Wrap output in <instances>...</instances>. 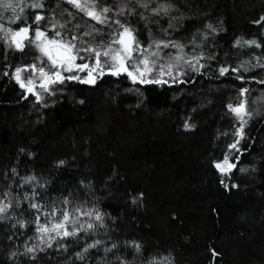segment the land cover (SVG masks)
Here are the masks:
<instances>
[{"label": "trees", "instance_id": "16d2710c", "mask_svg": "<svg viewBox=\"0 0 264 264\" xmlns=\"http://www.w3.org/2000/svg\"><path fill=\"white\" fill-rule=\"evenodd\" d=\"M31 3L20 5L22 13L17 7L16 24L9 22L14 13L0 8V23L27 26L39 12L49 36L53 24H64L57 30L69 39L100 30L83 37L93 45L115 31L65 0H42L36 10ZM161 3L168 12L153 15ZM99 4L117 11L126 4L133 11L123 20L143 45L178 42L185 58L202 55L204 67L197 72L186 64L183 75L164 84L133 83L126 74H104L95 84L65 80L38 102L13 79L14 69L31 65L38 53L0 41V200L12 201L0 219V264H264V0ZM252 40L260 47L244 43ZM244 62L246 70H231ZM220 67L229 71L220 75ZM241 102L250 113L242 138L236 135L241 122L228 108ZM225 156L235 168L222 175L215 165ZM28 177L35 179L25 183ZM32 203L44 206L40 213ZM52 207L95 209L103 227L81 216L97 226L48 247L37 239L35 218L60 220L43 214ZM96 240L101 243L83 253Z\"/></svg>", "mask_w": 264, "mask_h": 264}, {"label": "snow or ice", "instance_id": "6c2138e0", "mask_svg": "<svg viewBox=\"0 0 264 264\" xmlns=\"http://www.w3.org/2000/svg\"><path fill=\"white\" fill-rule=\"evenodd\" d=\"M25 0H17V3H12L10 0H0V8L5 10H11L14 15L10 19V23L16 24L21 20L19 15H16L17 7H20ZM66 3L70 4L78 12L83 13L90 20L95 21L96 24L107 26L110 22L118 25V29L110 33V39L107 41H100L99 43L93 45L92 43L83 39V37H94L100 30L93 28L92 31H85L82 35H72L71 38H66L61 31L57 28L63 29L64 24H53L50 31L54 34L52 36L48 35V32L40 27L42 21L45 17L39 12L36 13L32 24L27 26L17 27L13 29L11 27L6 28L3 23H0V41L6 46V48L14 49L16 51H23L24 48L30 44L34 46L40 54L39 63H33L29 66L17 67L13 72V79L24 89L26 93H30L36 96L37 101L41 99L40 92L36 91L37 84L36 80H40L38 87L43 92H50L51 85L57 83H63L65 80H76L84 84H95L98 76H103L107 70L108 74L118 76L120 74H126L133 83H155L164 84L168 81L164 80L163 77L168 75L176 80L180 75H183V71L179 70L180 62L187 64L193 71H199L204 65L200 64V60L203 56H196L191 58H185L184 56V45L172 41V40H158L153 39L151 43L147 46L143 45L136 35V30L126 23H122L119 19H112L109 17L111 12L113 16H123L126 11L131 14L133 10L128 9L126 4L119 6L118 11L114 10L112 7L107 5H100L99 0H66ZM42 0H32L29 5L32 9H42ZM140 6L147 8L148 0H140ZM169 10L166 4H159L157 8L152 9L153 15H160L161 12L167 13ZM20 12H24V8L20 7ZM69 15H72L69 13ZM264 20V18H262ZM35 25V28L32 25ZM77 29L80 25L75 26ZM171 27V24H169ZM209 30H213L211 24L207 26ZM166 31V30H165ZM205 39H207V34H205ZM195 43V41H193ZM244 43L255 45L260 47L255 40L245 41ZM241 41L237 40L236 45L239 46ZM173 48L176 49V55H169L168 60L165 63H160L163 53L161 49ZM84 53L86 55H81ZM86 56L92 61L91 63H77L78 60L84 61ZM248 62H244L239 67L232 68L234 72H239L241 69L246 70V65ZM45 65V66H41ZM264 66V65H261ZM176 68V75L173 76V69ZM47 69V70H46ZM156 71L155 76L152 75L153 71ZM229 71L228 67H220V75H224ZM24 72H30L31 75L28 77H23ZM80 73L86 72V77H81L80 75H69L65 76L63 73ZM7 76L8 71L3 73ZM241 78L242 77H238ZM181 83L183 81H180ZM264 83V81H260ZM248 89L241 90V96L247 93ZM229 110L232 111L241 122V127L237 130L236 135L238 137L243 136V124L247 121L246 116H250L246 109V104L241 102L238 106L233 107L228 106ZM190 125L185 124L186 129H190ZM239 143V139L232 145H229V149H235L236 145ZM238 151V149H237ZM63 163V162H61ZM215 167L221 172L222 175H227L228 172L235 168V163H231L227 156L224 157L222 163H217ZM15 171V170H13ZM35 177H28L25 183H31ZM223 182V181H222ZM9 193L5 192L4 196L7 197ZM142 195V194H141ZM35 193H33V198ZM28 200L29 197L26 194L24 197ZM133 203L136 200L133 199ZM65 205L69 203L67 199L63 202ZM19 206V205H17ZM12 207V201L8 200L5 203L4 200H0V219L5 218V214ZM30 207L34 209L37 213H40L43 205L39 203H32ZM73 212L77 215H73ZM73 212H69L67 208L58 210L56 207H52L50 212H44L45 216H50L54 218L59 214L61 219L52 222L41 224L40 216L37 215L35 218L36 231L39 234L37 239L42 244H47L51 247L52 241L55 238L64 239L70 236L79 235L80 231L93 230L97 225L88 222L82 223L81 216H87L89 220L93 219L97 222L100 227H103V216L99 214L95 209L91 211H82L81 208H74ZM21 227L25 224L23 221H17ZM50 225V226H49ZM78 226V227H77ZM55 234L54 236L52 234ZM101 243L100 240H96L93 243H89L83 250V253L88 252L89 249L97 247ZM36 246L26 248L27 252H33ZM113 248L116 245L112 246ZM137 251H139L140 246L135 245ZM106 251H111V249H106ZM83 253H79L81 259H83ZM213 256L217 253L213 252ZM155 264V262H152Z\"/></svg>", "mask_w": 264, "mask_h": 264}, {"label": "rangeland", "instance_id": "374dc122", "mask_svg": "<svg viewBox=\"0 0 264 264\" xmlns=\"http://www.w3.org/2000/svg\"><path fill=\"white\" fill-rule=\"evenodd\" d=\"M66 1V0H65ZM109 15V17H111L112 19H119L122 23H125L124 22V20H123V16H118V17H116V16H113V14L112 13H109L108 14ZM87 17V16H86ZM105 26V25H104ZM108 27H111V28H113L114 30H116V29H118V25H115V24H113V23H109L108 25H107ZM27 46H29V47H32L33 49H35L36 50V52L38 53V57H37V59L35 60V62L34 63H39V57H40V54H39V52L37 51V49L34 47V46H32V45H30V44H28ZM161 51H162V53H163V56H162V59H161V61H160V63H165L167 60H168V58H169V55L168 54H171V55H176L177 54V52H176V49H173V48H167V49H161ZM79 61V60H78ZM77 61V63H80V62H78ZM91 63V62H90ZM33 64V63H32ZM31 64V65H32ZM41 66H45V65H41ZM186 66V64H184L182 61L180 62V65H179V70H182L183 69V67H185ZM47 70V69H46ZM176 71H177V69L176 68H174L173 69V73H172V75L173 76H175L176 75ZM65 76H69V75H80L81 77H86L87 76V73L86 72H80V73H76V72H72V73H63ZM105 74H108L107 73V70L105 71ZM157 74V72L154 70L153 71V73H152V75L153 76H155ZM23 77H28V76H30L31 75V73L30 72H24L23 74ZM99 77H101V76H98L97 78H99ZM163 79L164 80H166V81H168L169 79H172V77H170V76H168V75H165L164 77H163ZM168 79V80H167ZM15 80V79H14ZM131 80V79H130ZM72 81H76V80H72ZM132 81V80H131ZM76 82H78V81H76ZM36 84H37V88H36V91L37 92H40V94H41V96L44 94V93H46V92H43V91H41V89L38 87V85L40 84V80L39 79H37L36 80ZM58 84V83H57ZM54 85H56V84H54ZM54 85H51L50 86V88L51 87H53ZM24 90V89H23ZM24 92H25V90H24ZM25 94H30V93H26L25 92ZM35 96V95H34ZM36 97V96H35ZM235 115V114H234ZM236 116V115H235ZM236 118H237V116H236ZM238 119V118H237ZM247 119V117H245V120ZM239 121V120H238ZM240 122V121H239Z\"/></svg>", "mask_w": 264, "mask_h": 264}]
</instances>
